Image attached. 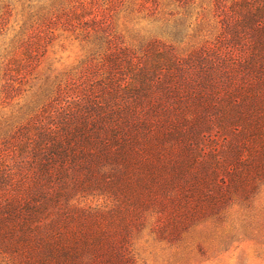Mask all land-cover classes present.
Masks as SVG:
<instances>
[{
    "label": "trees",
    "instance_id": "16d2710c",
    "mask_svg": "<svg viewBox=\"0 0 264 264\" xmlns=\"http://www.w3.org/2000/svg\"><path fill=\"white\" fill-rule=\"evenodd\" d=\"M15 1L26 16L0 50V105H17L0 119V264H135L127 238L138 211L112 193L111 212L84 215L70 193L130 180L132 169L158 181L172 149L164 143L206 114L233 138L202 164L204 193L157 203L170 215L177 200L202 216L249 199L246 183L264 172V0H0V34ZM195 1L212 5L218 31L184 53L157 37L126 44L108 15L121 9L153 23L159 6L179 7L158 27L177 41ZM55 31L78 41L84 57L39 77ZM129 194L146 206L156 193Z\"/></svg>",
    "mask_w": 264,
    "mask_h": 264
},
{
    "label": "rangeland",
    "instance_id": "374dc122",
    "mask_svg": "<svg viewBox=\"0 0 264 264\" xmlns=\"http://www.w3.org/2000/svg\"><path fill=\"white\" fill-rule=\"evenodd\" d=\"M34 7V4L30 5L31 9ZM173 10L181 11L179 7L159 6V21L153 23L142 15L129 14L121 9L108 15L112 27L129 45H139L150 37H157L184 53L203 41H212L218 31V19L213 15L209 2L195 1L188 7L184 34L177 41H170L158 29L161 20L166 18L165 12ZM10 11L6 28L0 34V50L8 45L26 16V9L16 1L10 6ZM83 57L84 49L78 41L55 31L35 73L43 77L68 71L77 66ZM16 109L15 102L0 105V119ZM206 115L199 126H194L192 130L182 126L183 129L175 134L171 142L164 143L166 148L172 149L164 153V164L157 167L163 170L158 181L152 182L147 174L145 176L139 169H132L134 174L130 180L117 179L110 187L96 185L83 193H70L71 209L84 215L100 216L111 212L116 207L112 193L115 196L120 193L122 208L138 211L132 218L134 224L130 225L127 238L135 264H264V172L251 177L246 183L247 192L252 193L249 199L231 201L213 214L201 216L195 213L189 216L191 210L185 211L176 200L169 207V215L168 210L157 203V200L178 197L180 193H204L201 188L204 186L197 183L198 178L207 176L201 170L202 164L211 153L220 155L233 138L231 130H223L212 115ZM136 174H142V177ZM216 179L226 181L223 169L220 168ZM146 182H152L148 188ZM129 193L156 194L145 206L136 204ZM170 217L174 220L168 223L163 233L154 231L155 225L166 223Z\"/></svg>",
    "mask_w": 264,
    "mask_h": 264
}]
</instances>
